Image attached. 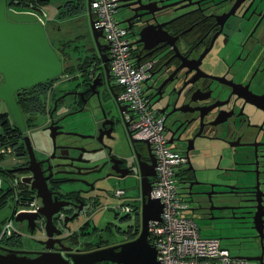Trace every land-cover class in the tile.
I'll return each mask as SVG.
<instances>
[{
	"label": "flooded vegetation",
	"instance_id": "obj_1",
	"mask_svg": "<svg viewBox=\"0 0 264 264\" xmlns=\"http://www.w3.org/2000/svg\"><path fill=\"white\" fill-rule=\"evenodd\" d=\"M27 1L4 0V8L24 11ZM64 4L67 9L72 7L71 0ZM118 9L124 12L120 24L129 33L137 35L147 29L144 42L135 43L140 59L150 62L143 90L163 119L167 138L178 143L184 154L180 182L187 214L197 221L198 229L223 232L222 239L235 251L229 252L232 257H242L245 264H264V0H118ZM156 39L167 43H154ZM105 53L108 58L107 50ZM95 75L100 81L93 89L97 97L90 95L88 87L68 91L73 98L68 106L61 97L66 92L50 93L49 86L56 78L23 88L15 97L22 106L25 126V132L16 134L24 148L19 155L24 159L22 167L28 160L22 142L27 135L51 197L69 202L63 208L67 212L64 216L75 214L72 221L81 219L73 232L55 236L63 246L72 248L61 253L88 252L118 244H104L97 238L92 245L73 246L75 236L80 239L90 233L88 229L96 232L88 221L94 203L105 195L102 181H119L126 176L138 180V163L145 168L143 163L151 161L145 145L135 143L130 146L129 158L108 154L91 164L85 156L88 150L67 139L69 132L63 129L66 117L83 110L85 101L92 97L98 101L103 97L122 123L125 115L128 124L133 118L126 104L119 103L125 105L119 110L112 97L119 94V88L110 77L102 76L99 68ZM30 93L29 112H23ZM105 114L112 121L111 133L114 118ZM38 115L44 116L35 128L44 136L39 146L32 134L26 133L27 119ZM108 127L104 126V131ZM96 136L97 131L91 139L98 143ZM107 137L103 134L102 141ZM98 145L101 147V143ZM196 146L206 152L202 169L207 173L214 170L215 179L198 176V169L189 160ZM119 173L126 175L118 178ZM148 180L153 182V176ZM67 189L78 193L66 194ZM103 229L101 226L98 230ZM3 249L24 250L7 240L0 242V254H5ZM32 250L45 251L40 245ZM57 250L54 244L49 251Z\"/></svg>",
	"mask_w": 264,
	"mask_h": 264
},
{
	"label": "water",
	"instance_id": "obj_2",
	"mask_svg": "<svg viewBox=\"0 0 264 264\" xmlns=\"http://www.w3.org/2000/svg\"><path fill=\"white\" fill-rule=\"evenodd\" d=\"M87 15L93 44L98 53L103 75L107 79L109 77V71L107 66L108 58L106 57L105 51L108 49V44L100 43L99 39H104L103 35L100 29L94 27L95 20L92 19L91 14L88 12ZM123 21H118V24ZM146 30L144 28L135 35L137 36L135 43L144 42ZM160 40L164 41V39H156L154 43L161 42ZM164 42L167 43V41ZM61 72V60L50 46L44 26L37 16L30 12L15 11L11 8L5 9L4 0H0V102L5 106L10 122L19 132H25V126L21 110L15 99L18 91L55 79ZM98 85H100L99 77L95 75L87 83L90 95L94 94L97 97V91L93 89ZM81 94L78 93L79 96ZM66 95H69V92L62 94L61 97ZM112 97L119 104L116 100L117 96L112 95ZM124 106L119 104V110L122 111ZM101 115L102 121L97 129V136L95 137L98 143H102L103 134L108 135V137L110 136L109 132L112 124V121L107 119L105 111L102 108ZM106 125L109 127L104 131L103 128ZM123 127L130 146L134 147L137 141L130 137L131 132L127 128L128 120L123 121ZM67 134L80 138L93 137L92 135L88 136L75 132H69ZM22 142L28 155L26 165L15 169H6L5 171L7 173L15 170H27L30 172V175L21 176L20 181L27 185L29 190L34 192L33 196L39 199L40 206L35 213H17L14 216V220L19 222L25 221L29 232H32L35 228V220L43 218L45 238L37 240L36 243L42 246L45 251L3 249L5 254H0V264H96L99 262L113 264H159L156 259L154 247L147 241L148 222L160 220L161 204L158 199L150 198L149 196L152 182L148 180V177L154 176V159L146 141H142V143L145 145L151 161L150 163H143L145 168L142 167L140 162L137 165V174L139 176L138 191L140 195L139 230L137 235L130 240L115 245L104 246L88 252L74 251V253H61L71 251L72 248L63 246L59 241L60 239L55 238V236L63 232L66 234L73 232L74 229L68 226V222L72 221L76 215L64 216L60 228H57L52 223V215L68 206L69 202L57 201L55 197H51L45 183L46 177L42 176L39 162L35 160L27 135L22 137ZM167 143L170 145L173 144L171 137H168ZM78 150L81 151L80 148ZM109 160L112 161V157ZM125 175L126 173H119L117 177L123 178ZM65 193L77 194L78 191L67 190ZM54 244L58 248L57 252L49 251L53 248ZM28 255L34 256L31 257ZM236 258L242 259V257Z\"/></svg>",
	"mask_w": 264,
	"mask_h": 264
},
{
	"label": "built area",
	"instance_id": "obj_3",
	"mask_svg": "<svg viewBox=\"0 0 264 264\" xmlns=\"http://www.w3.org/2000/svg\"><path fill=\"white\" fill-rule=\"evenodd\" d=\"M118 0H86L87 13L95 20L94 27L100 29L108 44V71L112 83L119 88L116 100L126 104L133 115L128 124L130 137L136 141H146L154 159V176L149 196L161 204L159 221L148 222L147 241L156 251L159 264H245L244 260L232 257L227 248L216 237L202 236L194 219L187 213L185 194L181 188L179 175L185 163L183 152L167 143L162 117L151 107L148 96L143 90V82L148 74L150 62L140 59L135 44L137 36L118 24L113 17ZM39 9V8H38ZM29 5L24 11L33 13L42 22V18ZM132 38V40H130ZM101 67V63H99ZM103 74L102 67L99 69ZM95 76L94 69L88 73V81ZM125 120L128 116L125 115ZM13 148L0 143V161L13 154ZM0 176L9 184L7 190L13 194L16 206L11 217L17 213H35L40 203L33 195L21 198L18 195L23 183L20 178H12L0 167ZM0 178V187L2 179ZM139 187V182H138ZM1 189V188H0ZM138 191V188H137ZM122 189H115L112 196L121 198ZM135 205L116 204L111 209L119 210L125 216L139 217L140 195ZM19 205V206H18ZM18 206V207H17ZM64 214L59 210L52 215L51 221L57 227L62 225ZM35 228L42 232L39 239L45 238L44 220H35ZM17 230L11 218L0 224V242L16 236Z\"/></svg>",
	"mask_w": 264,
	"mask_h": 264
},
{
	"label": "rangeland",
	"instance_id": "obj_4",
	"mask_svg": "<svg viewBox=\"0 0 264 264\" xmlns=\"http://www.w3.org/2000/svg\"><path fill=\"white\" fill-rule=\"evenodd\" d=\"M71 1L72 7L67 9L64 4L65 0H43L39 3L40 8L38 11H36V13L42 18L44 29L47 31L48 41L53 46H55V41L58 39H60V42L58 43L62 44H65V42L68 41V47H66L65 44L63 48L64 52L69 53L71 51L72 56H78L81 58L82 62L89 60L90 65L88 70L90 71L94 69L95 71L97 69L95 58H98V56L95 57V47L88 24L86 0ZM28 3L29 0L25 6H27ZM123 14V10L118 9L113 14V17L116 21H120ZM120 25L123 26L122 24ZM99 40L105 41L101 38ZM130 40H132V38H130ZM69 74L70 75L67 76L65 74H60L56 78L57 80H52V85L49 86L51 94L56 95L72 90L81 91L87 87L86 83L83 82L85 77L83 74L76 73L75 70ZM64 97V105L68 106L70 103H72V95H66ZM84 104L83 110L74 114H70L68 117H66V123L63 129L68 132L93 136L102 121L101 108L110 116H112L114 112L110 108L109 103L106 102L103 97L99 101L95 97H92L91 99L86 100ZM4 108L5 106L2 104V102H0V111H3ZM35 117H32V119H27L28 130L26 133L32 134L34 141L39 146L41 145L44 136L40 134V132H38V130L35 128L42 120H44V116L38 115L36 118ZM112 118H114L113 129L110 133V136L103 139L101 143L102 147H100L98 143H96L91 138H80L74 135L67 136L68 140H73L76 144L88 150V152L85 153V156L91 160V164H97L103 159L107 158L108 153L114 158H129L130 156V144L123 127V123L116 115H113ZM135 143L142 144L140 141ZM170 146L176 147L179 151L181 150V146L176 142ZM205 156V150L201 149L199 146H196V152L194 155L190 154L189 160L192 162L195 168L198 169V176L204 179H215L214 170H208L207 173L202 169L204 168L203 163ZM23 162L24 159L22 156L14 155L13 153L0 161V167L2 170L15 169L21 167ZM101 172H104V169ZM181 174L179 175V178L181 177ZM24 175L25 171L23 170H15L10 174L12 178L15 177L18 179ZM8 184L9 182L6 179H2L0 192L4 191V195L1 199V201H3V205L0 207V224L3 221H7L9 218H11L13 226L17 230V235L12 239H8L7 241H9L13 247L22 248L24 250L36 249L39 247L36 241L40 240L39 237L42 235V232L36 228H34L32 232H29L25 221H15L14 217H11L12 210L16 206V203L14 201L13 194L5 192ZM137 185L138 180L136 176H126L124 179L119 181H115L113 179H104L102 181V187L105 188V195H103L97 202L94 203V206L91 210L92 212H90L91 217L88 221V226L90 229L92 225H94L96 232L91 233V230L88 229L87 232L90 233H87V235L82 236L80 239L79 237L76 238L75 236L73 246L85 247L87 245H92L97 238H99V240H101L104 244L119 243L134 238L137 235L135 218H132V221H130L129 217L125 216L124 213L120 212L119 210H112L111 208L116 204H137L138 201L135 199L138 194ZM115 189H122L124 191L123 197L116 198L112 196ZM61 212L65 215L67 213L65 209H62ZM182 214L187 215L186 211H184ZM80 220L81 219L79 218L76 221L78 222ZM76 221H69L68 226L72 229V226L76 223ZM195 223L198 226L197 221H195ZM101 226H103L104 229L99 231L98 229ZM199 232L202 236H212L219 238L222 246L227 248L231 254L235 253L231 244L227 240L222 239L224 236L223 232L219 230L208 232L204 229H199Z\"/></svg>",
	"mask_w": 264,
	"mask_h": 264
},
{
	"label": "trees",
	"instance_id": "obj_5",
	"mask_svg": "<svg viewBox=\"0 0 264 264\" xmlns=\"http://www.w3.org/2000/svg\"><path fill=\"white\" fill-rule=\"evenodd\" d=\"M43 0H29V3L26 7H28L29 5L31 6L32 9H38L40 8L39 3L42 2ZM37 3V5H35L34 3ZM55 46H53L50 42V45L52 46V49L56 52L57 55H59L60 60H61V65H62V72L61 74H65L70 75L69 73H71L73 70L76 71V73H80L83 74L84 80L83 82L88 81V73H89V65L90 62L89 60H85V61H81V58H79L78 56H72L71 51L69 53L64 52L63 48L66 44V47H68V41L65 42V44L62 43H58L60 42V39L55 41ZM97 57V56H95ZM96 59V63H97V68H101L99 63V58H95ZM95 63V64H96ZM103 76V74H102ZM30 89V88H29ZM32 89V88H31ZM32 95L30 93V97L27 99L26 103H24V111L23 112H29V108H30V104L32 103ZM18 104V100L16 101ZM19 108L21 109L22 106L18 105ZM19 131L18 129L10 122L9 120V116L8 113L6 111V109L4 108L3 111H0V143L4 144L7 143L9 144L12 148H13V152L14 155H21V151L24 150L22 143L18 142V138L16 136V134H18ZM22 167V165H21ZM8 175H10L11 173H7ZM6 193H10L9 190L6 189L5 191ZM4 195V191L0 192V207H2L3 205V201H1L2 196ZM19 196H21V198H26V197H31V192L29 191V188L27 185L23 184L21 187V190L18 193ZM136 232L138 233V222L136 224ZM96 264H109L106 262H101V263H96Z\"/></svg>",
	"mask_w": 264,
	"mask_h": 264
},
{
	"label": "crops",
	"instance_id": "obj_6",
	"mask_svg": "<svg viewBox=\"0 0 264 264\" xmlns=\"http://www.w3.org/2000/svg\"><path fill=\"white\" fill-rule=\"evenodd\" d=\"M138 220V219H137ZM74 227H75V224L72 226V229H74Z\"/></svg>",
	"mask_w": 264,
	"mask_h": 264
},
{
	"label": "clouds",
	"instance_id": "obj_7",
	"mask_svg": "<svg viewBox=\"0 0 264 264\" xmlns=\"http://www.w3.org/2000/svg\"><path fill=\"white\" fill-rule=\"evenodd\" d=\"M137 222L139 223V217H138V220H137Z\"/></svg>",
	"mask_w": 264,
	"mask_h": 264
}]
</instances>
